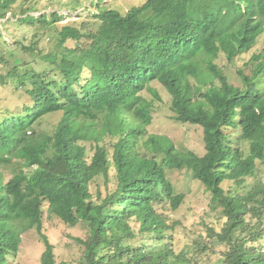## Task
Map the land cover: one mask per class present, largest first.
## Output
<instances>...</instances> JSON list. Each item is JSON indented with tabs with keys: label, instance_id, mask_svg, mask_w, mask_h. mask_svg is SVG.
Listing matches in <instances>:
<instances>
[{
	"label": "trees",
	"instance_id": "obj_1",
	"mask_svg": "<svg viewBox=\"0 0 264 264\" xmlns=\"http://www.w3.org/2000/svg\"><path fill=\"white\" fill-rule=\"evenodd\" d=\"M23 1L28 14L40 0ZM13 2L0 0L1 13ZM100 11L96 29L58 32L50 67L12 70L31 85L33 103L0 118V264L16 261L32 228L45 244L41 264H57L45 204L70 226L86 224L83 264H200L175 247L186 202L169 175L176 169L192 172L224 218L195 245L200 253L212 250L219 264H264V182L250 181L264 162V45L238 70L242 85L217 62L222 53L234 61L264 35V0H147L125 14ZM154 81L169 91L175 121L202 127L203 155L150 132L154 103L142 92L161 99ZM55 112L53 134L36 129ZM111 174L112 188L91 191Z\"/></svg>",
	"mask_w": 264,
	"mask_h": 264
},
{
	"label": "rangeland",
	"instance_id": "obj_2",
	"mask_svg": "<svg viewBox=\"0 0 264 264\" xmlns=\"http://www.w3.org/2000/svg\"><path fill=\"white\" fill-rule=\"evenodd\" d=\"M147 0H40L35 4L36 9L24 14L27 4L23 0H14L15 10H5L1 13L0 7V118L10 113H21L26 105H32L27 89L19 85L16 78L11 75L16 67L20 73L27 69L43 71L50 67L47 57L56 51L58 32L65 26L71 25L86 32L89 29H96L98 18L95 16L103 8H114L125 14L130 8L139 6ZM53 12H58L60 20L52 17ZM47 16V22H34L38 16ZM22 17V19H20ZM24 18V19H23ZM34 22V23H33ZM74 41L69 40L68 46ZM264 45V35L260 36L253 48L234 61L228 62L225 54H221L217 60L218 64L226 72L230 82L235 85H242L238 70L246 67V62L254 53L260 51ZM158 91L161 99L149 90H143L142 94L153 101V122L149 126L151 133H159L169 138L179 149H190L199 155L205 153L202 127L196 124L181 123L174 119L171 110V95L167 88L157 81L152 85ZM62 118V112L50 113L44 116L37 124L36 129L53 134ZM234 133L236 129L226 130ZM108 141V140H107ZM110 153L113 148L109 146ZM170 178L176 186L177 192L186 195V202L177 211L176 220L179 221L176 228L177 237L176 249L190 250L191 255L200 264H219L218 256L212 250L201 254L196 244L201 246L209 242L208 227L218 228L223 225L224 218L219 208H215L210 199V194L205 187L193 178L192 172L188 169H176L169 172ZM113 174L111 180L101 178L90 183L93 193L97 192L100 186L105 192L113 187ZM9 177V176H7ZM262 180L264 182V162L258 161L255 177L250 180ZM99 183V184H98ZM231 183L225 184L228 187ZM99 185V186H98ZM43 229L55 246L57 264H83L85 256V245L80 243L78 238L87 239L88 228L84 222L75 226L64 223L57 215L48 211L47 204L44 206ZM175 218V217H174ZM264 227V225H263ZM22 245L16 261L10 264L21 262L23 264H41V256L45 250V244L41 240L36 228H32L23 234ZM154 241L149 242V246ZM264 248V238L260 240ZM142 244V243H140ZM222 264V263H220Z\"/></svg>",
	"mask_w": 264,
	"mask_h": 264
}]
</instances>
